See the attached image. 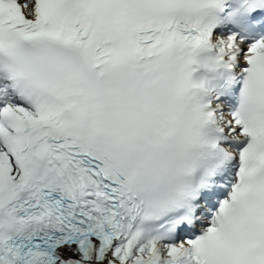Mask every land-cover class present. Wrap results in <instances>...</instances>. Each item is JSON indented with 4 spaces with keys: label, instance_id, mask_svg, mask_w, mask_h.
Instances as JSON below:
<instances>
[{
    "label": "snow or ice",
    "instance_id": "1",
    "mask_svg": "<svg viewBox=\"0 0 264 264\" xmlns=\"http://www.w3.org/2000/svg\"><path fill=\"white\" fill-rule=\"evenodd\" d=\"M0 264H264V0H0Z\"/></svg>",
    "mask_w": 264,
    "mask_h": 264
}]
</instances>
